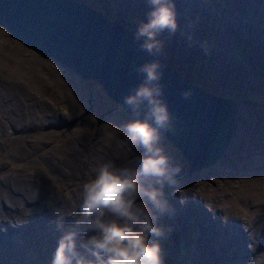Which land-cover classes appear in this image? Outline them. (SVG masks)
<instances>
[{"label":"rangeland","instance_id":"374dc122","mask_svg":"<svg viewBox=\"0 0 264 264\" xmlns=\"http://www.w3.org/2000/svg\"><path fill=\"white\" fill-rule=\"evenodd\" d=\"M78 1H83L92 7L96 6L93 0ZM128 1L131 3V0ZM183 1L185 4L188 3L187 0ZM202 1L204 0H200V3ZM216 5H218V0H216ZM205 7L211 8L212 6ZM225 7V0H223V8ZM176 11L182 15L177 9ZM218 14L227 18L228 12L223 9ZM132 16L138 18L139 22L142 20L136 14H132ZM243 17L249 20L252 25L254 18L251 15L244 13ZM206 19L209 20V28L212 33L218 23L211 15H207ZM184 20L192 21L188 18H177L180 26L183 25ZM194 24L198 26V23ZM200 25L199 28H201ZM166 38L161 57L189 82L205 87L209 90L208 92L215 95L224 97L226 93L228 98H230L231 79L237 81L233 83L234 86L238 88L241 86L242 90L248 89L244 86L242 78L233 72L235 71L234 67L222 73L214 69H203L204 63L199 68L188 67L198 61V56L190 58L188 52L184 51V49H189L193 42L188 44L187 39L183 37L178 41L175 36H171L172 40L167 35ZM261 44L263 46L258 47L257 52L263 50L264 41H261ZM32 49L23 45L4 26L0 25V84L2 86L0 89L3 90L2 96L6 97L4 99L0 97V102L10 109V100L18 101L17 108L25 114L22 122H25L26 128L21 134L14 131L13 135L15 134L17 139H20L19 144L22 148H26L36 155V163H40V158L47 155L44 158L50 163L46 165L52 171V176L40 172L35 162H32L27 168L19 166L21 172L17 175V179L25 177L36 184L40 192L39 199L31 198L29 193H26L28 187L26 185L21 187L20 182L16 180L17 189L6 197L0 196V221L11 225H21L20 223L26 220L24 218H28L27 220H31V222L26 220L23 227L29 229H34L39 224L38 226L42 227L46 237L39 238V234L36 232L30 234L26 243L30 245L31 252L20 260V264H50L53 249L56 247L61 230H58L57 224L48 225L46 221L56 202L63 199V191L57 189L51 180L63 183V178H74V181H78L86 170L85 180L77 187V202L80 203L81 194L78 193V188L93 178L94 169L100 163L112 161L118 166H130L135 163L136 157L143 150L133 148L126 142L123 127L133 118L120 103L107 96L97 80L94 78L84 79L65 65L52 58L42 56ZM167 49L172 53V57L166 52ZM251 51L256 53L253 49ZM257 56L260 57L258 53ZM254 60L256 61V58ZM262 61L264 62L263 56H261V60L260 58L257 60V63L262 64ZM205 81L213 83L208 84ZM15 82L20 85L15 87ZM215 83L220 85V89ZM98 85L102 88L100 91ZM257 85L259 88H264V67L258 71ZM251 93H253L252 99L249 94L245 93H243L244 98L239 97V99L246 98L251 103L254 101L257 106L252 108L260 106L264 109V93L259 90H252ZM24 102L28 104L27 111L23 110ZM241 113L247 114V112ZM262 130L264 131V126H262ZM1 134L0 132V136ZM105 143L109 144V148ZM161 147L170 160L182 168L178 177L179 185L175 189H165L167 198L174 205L175 214L165 215L159 220V224L165 228V236L159 238L164 264H170V261L165 260L166 256L174 259V264L175 262L176 264H196V262L211 264L219 256L216 251L220 253L223 251V242L234 245L236 240L230 230L238 229L227 224L229 217L232 216L234 222L237 221L244 230L247 229L248 232H251L259 223V218L257 217V221L254 218L247 220L252 215L250 210L255 208L260 216L264 214L263 209L257 204L264 201V151H252L246 155L244 152L243 156L226 155L217 164H210L189 172L186 160L174 147L170 144L167 145V141L164 139L161 141ZM15 155L17 156V153ZM91 158H97L99 163L90 162L87 165ZM11 159L5 160L3 168L10 170L15 168V166L11 167L10 163L7 164ZM261 160L263 161L261 162ZM58 165L62 167V171ZM224 170H227L231 175H227ZM232 184L233 186H231ZM191 193L195 195H191ZM197 200L203 201V204L200 205L199 202L195 204L194 202ZM22 201L27 202V205L22 212H19L17 206ZM208 204L219 214L224 212L223 215L216 217L220 223L218 229L207 227L204 213V216L198 218L200 225H197L194 220L193 213L197 212L198 207H202V205L208 207ZM78 206L79 204L63 207L62 230H67L74 225L75 218L79 214ZM19 215L22 217H18ZM37 219L39 221L35 223ZM261 220L264 221V216ZM169 227L172 229L171 232L167 231ZM213 229L215 232L212 231ZM256 230L264 233V227ZM178 231L181 232V235L177 234ZM247 231L243 233V236L250 234ZM53 237L55 238L53 239ZM15 238L19 239L20 236L16 235ZM151 239L156 238L152 237ZM263 239L264 237H261V245L259 244L256 254L252 255L250 261H257L264 251ZM46 247L48 249L44 251ZM228 255H231V258ZM234 258L236 257L233 251L227 252L219 260L220 262L218 261V264H235ZM244 259H247V262L249 257L245 255ZM0 264H12L11 259L8 255L0 253Z\"/></svg>","mask_w":264,"mask_h":264},{"label":"clouds","instance_id":"9594fccd","mask_svg":"<svg viewBox=\"0 0 264 264\" xmlns=\"http://www.w3.org/2000/svg\"><path fill=\"white\" fill-rule=\"evenodd\" d=\"M147 3V20L138 23L135 39L142 41L140 50L159 56L164 48L160 34L178 30L176 4L174 0ZM202 47L205 53L210 51L207 42ZM161 69L158 59L140 65L136 71L143 80L123 100L135 117L124 125V137L142 153L130 166L105 161L94 169L93 178L82 185L74 225L62 230L63 217L56 218L61 235L50 264H164L159 238L165 236V228L159 220L175 214L165 189L178 186L182 168L161 147L163 133L173 126L163 99ZM182 95L188 99L192 93Z\"/></svg>","mask_w":264,"mask_h":264},{"label":"bare ground","instance_id":"6f19581e","mask_svg":"<svg viewBox=\"0 0 264 264\" xmlns=\"http://www.w3.org/2000/svg\"><path fill=\"white\" fill-rule=\"evenodd\" d=\"M68 1H76V2L83 4L86 9H89L99 15L104 16L108 22L109 21L118 22L120 25L123 26L124 31L126 30L129 33L134 34V35H135V31H136L139 21H138V18H136L135 16H132V14L138 15V17L142 19L141 21H146L147 12L150 10V5L147 3V0H131L132 4L129 3L128 0H123V1L121 0H93L96 3L95 7H92L83 1H78V0H68ZM182 1L183 0H174L176 4V9L180 11V13L182 14L180 15L177 13V18L179 19L188 18L192 21L189 22L187 20H184L182 26L178 24V30L175 34H169L167 31H165L160 34L159 38L163 42H165L167 41V38H166V35H167L170 40H172L171 36H175L177 37L176 39L177 41L181 40L182 37L187 39L188 44H190L192 41L193 42L192 46L189 49H184V51L188 52V55L190 56V58H195L196 56H198L197 57L198 61L189 66L187 65L188 67L199 68L201 64L204 63L203 69H206V68H209L211 70L214 69L215 71L219 73H222L226 71L227 69L234 67L233 70L235 71L233 72L235 73V75L242 78L244 86L247 87L248 89L242 90L241 86L239 88L234 86L233 83H236L237 81L231 79L230 98L236 99L241 105V112H247V114L241 113V116L245 122L243 121L239 122V129L237 132V137L234 142H231L232 143L231 150L235 152L227 153L225 154V156L226 155L243 156L244 154L239 153V148L246 144L248 138H251V139L255 138L256 145L253 147H250V150L246 151L245 155L246 153L252 152V151H264V131L262 130V126H264V109L260 106L256 108H252L253 106H257V103L254 101L251 103V102H248L249 100L246 98L243 100L239 99V97H243V93L249 94L251 96L250 99H252V95H253V93H251L252 90H259V92L264 93V88H259L257 85L258 71L261 67H264V62L262 61V64H259L257 63V60H259V58L261 60V56L264 57V47H263V50L259 52H257V48L263 46L261 44V41H264V37L260 38L259 36L254 35L253 28H252V25L250 24V21L243 17L244 13H249L252 17L256 18L257 21H261V20L264 21V1L262 0H225V4H226L225 8H223V0H218V5H216V0H204L205 5L200 4L199 3L200 0H187L188 3L186 4L184 1L183 2ZM207 5H211L212 7L211 8L205 7ZM223 9H226V11L228 12L227 18L225 16L223 17L221 14H218V12H220ZM207 15H211L212 17H215L216 22L218 23V26L215 25V28L213 29L212 33H211V29L209 28V25H210L209 20L206 19ZM194 23H198V26L201 24L200 25L201 28L196 26V24ZM228 23L234 26L233 30L225 28L226 25H228ZM244 29L247 32V34L253 37L246 38L244 46L242 47H238L235 45H228V43L232 44V41L240 38L242 36V33L244 32ZM104 32H107V31H104ZM189 34L192 36L191 41L188 40ZM234 34H238L239 37L236 39ZM127 40H129L128 37H127ZM205 42H207V45L210 49L208 53H205L204 48L202 47V45ZM225 43H227V46H222ZM126 48H127V45H124L120 49V51L123 52L126 50ZM251 49L256 51V53L251 51ZM166 52L168 53L170 57H172V53L170 52V50L167 49ZM257 53L260 55V57L257 56ZM39 54H41L42 56H45L42 53H39ZM45 57H49V56H45ZM255 58H256V61L254 60ZM167 63L175 70V68L169 62ZM181 77L184 78L183 76ZM205 82L208 84L213 83L209 81H205ZM19 85H20L19 83L15 82V87H18ZM193 85L196 87H199L200 89L204 91H209L208 89L200 85L198 86L195 84ZM215 85L220 89V85L216 83ZM0 87H2L1 84H0ZM0 90H1L0 97H2V99L6 98L5 96H2L3 90L2 89ZM224 97L228 98L226 93ZM110 98L113 101H115L112 97ZM17 102L18 101L16 99L10 100V106H11L10 109H7V107L3 106L2 102H0V132L2 133L0 136V196L1 197H6L8 194L13 193L17 189V182H16V180H18L17 175L21 172L19 166L27 168V166H29L32 162L36 163V155L31 153L28 149L22 148L19 144L20 139H17L15 134L13 135L14 131L18 134H21L23 130L26 128L25 122H22V119L25 116V114H23L22 110H19L17 108ZM27 109H28V104L24 102L23 110L27 111ZM216 120H217L216 130L222 131V129H220L219 126L222 122H224L227 125L229 123V116H226L225 114H219L217 115ZM249 128H253L254 129L253 132H250ZM163 139L167 141V145L170 144L183 157V155L180 153V151L175 145H173L164 136H163ZM237 142H241V143H237ZM105 145L107 148H109L108 143H105ZM16 153H17V156L15 155ZM44 157H47V155H45ZM44 157L40 158V161H39L40 163H36V167L40 172L45 173L47 176H52V173H51L52 171H50L49 167H47L46 165L50 163ZM7 158H12L9 162H7V164L10 163V166L11 167L15 166V168L11 170L9 168H3L5 166V160ZM223 158H221L220 160H222ZM13 161H15L16 163ZM262 161L263 160H261V162ZM90 162L93 164L99 163L97 158H91L89 162L87 163V165H89ZM218 162H215V163L217 164ZM186 166H187V161H186ZM59 168H60V171L63 170L62 167L59 166ZM187 169H188V166H187ZM189 172H192V171H189ZM224 172H226L227 175H231V174H228L227 170H224ZM11 173H17V174H11ZM86 174H87V171L85 170L84 174L81 176V179L78 181H74L73 180L74 178H70V179L63 178L64 184L58 181L51 180L57 189H60L63 191V199L62 201L56 202V205L54 209L50 212L49 216L45 215L48 217L46 221L48 225L57 224L56 223L57 216L63 217V212H62L63 207H67V206L69 207L75 204L77 205L80 204L79 202H77V187L81 184L82 181L85 180ZM18 181L20 182L21 187H23L24 185L28 187V191L26 193H29V196L31 198L35 200L39 199L38 196L40 195V192L36 184L30 182L25 177H22ZM231 186H233V184ZM81 189L82 187L78 188L79 194H81ZM180 195H183V193H180ZM191 195H195V194L191 193ZM254 201L256 202L255 198H254ZM198 202L200 203V205L203 204V201H200V200H197L194 203L198 204ZM257 204L259 207L263 209V212H264V201H262L261 203H257ZM26 205H27V202L22 201L17 206V209L19 210V212H22ZM9 207L11 206L9 205ZM78 209H79V206H78ZM203 213L205 214V218L207 220V227L211 226V227L218 229L220 223H219V219H216V217L223 215L224 212H222V214L221 213L219 214L217 211H215V209L210 204H208V207H205L202 205V207H198L197 212L195 211L193 213L194 220L197 223V225H200V222H198V218L204 216ZM250 214L252 215L249 216L247 220L254 218L257 221V217L259 218V223L254 227L255 229L254 228L252 229L251 232H248L247 229L244 230L237 221L234 222L232 219V216L229 217L227 224L234 226V228L239 230V231L238 230L231 231L228 228L231 232V235L236 240L234 241V245H230L226 242H223L224 243L223 251L221 253L219 251H216V254L219 256L216 259H214L211 264H218V261L227 252H230V251H233L234 256L236 257L234 258L236 261L235 264H264V251L257 258L258 262L250 261L252 259V255L256 254L258 250L261 237H264V233L256 230L257 228L264 227V221L261 220L264 214L260 216V214L257 212L255 208H252L250 210ZM18 217H22V215H19ZM24 219L27 220L28 218H24ZM26 220L24 222L19 221L21 222L20 223L21 225H18V224L11 225V224H7L5 222L0 221V245H2L0 246L1 247L0 253L4 255H8L9 258L11 259L12 264H20V260L31 252L30 245L26 243L28 241L30 234H33L34 232H36V234H39V238L46 237L45 233L42 231V227L38 226L39 224L34 229L23 227V223H25ZM27 221L29 223L31 222V220H27ZM38 221L39 220L37 219L35 223H37ZM212 231L215 232L214 229ZM246 231L250 234L243 236V233ZM179 233H180L179 235H181V232ZM16 235L20 236V238L19 239L15 238ZM54 238L55 237H53V239ZM180 244H181V240H180ZM263 245H264V239H263ZM47 249L48 248L46 247L44 251ZM231 255H228V257L231 258ZM245 255L249 257V260L247 262H246L247 259L246 260L244 259ZM196 264L198 263L196 262Z\"/></svg>","mask_w":264,"mask_h":264},{"label":"water","instance_id":"95a60500","mask_svg":"<svg viewBox=\"0 0 264 264\" xmlns=\"http://www.w3.org/2000/svg\"><path fill=\"white\" fill-rule=\"evenodd\" d=\"M0 25L26 46L53 58L82 78L98 80L106 94L121 103L133 119L131 110L123 104L124 97L143 80V74L136 69L158 59L162 65L163 99L173 125L163 135L178 148L188 170L206 167L235 152L231 150V142L237 137L239 122H245L240 103L194 86L160 56L140 50L142 41H136L135 35L124 31L118 22H108L76 1L0 0ZM124 45L127 48L123 53L120 49ZM185 91L192 93L188 99L182 95ZM219 114L229 116V123L222 122L219 126L222 131L216 130ZM253 130L249 128L250 132ZM255 145V138H248L239 153Z\"/></svg>","mask_w":264,"mask_h":264},{"label":"trees","instance_id":"16d2710c","mask_svg":"<svg viewBox=\"0 0 264 264\" xmlns=\"http://www.w3.org/2000/svg\"><path fill=\"white\" fill-rule=\"evenodd\" d=\"M102 88H101V86L100 85H98V90L100 91ZM177 234H180L179 232H177ZM180 249V248H179ZM168 260V261H170V264H174V259H172V258H170V257H165V260ZM175 264H176V262H175Z\"/></svg>","mask_w":264,"mask_h":264}]
</instances>
